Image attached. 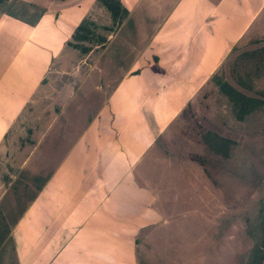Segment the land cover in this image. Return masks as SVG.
Returning a JSON list of instances; mask_svg holds the SVG:
<instances>
[{"label":"crops","instance_id":"0c3cea01","mask_svg":"<svg viewBox=\"0 0 264 264\" xmlns=\"http://www.w3.org/2000/svg\"><path fill=\"white\" fill-rule=\"evenodd\" d=\"M17 1L0 0V264L206 262L208 82L263 0H26L6 15Z\"/></svg>","mask_w":264,"mask_h":264},{"label":"rangeland","instance_id":"374dc122","mask_svg":"<svg viewBox=\"0 0 264 264\" xmlns=\"http://www.w3.org/2000/svg\"><path fill=\"white\" fill-rule=\"evenodd\" d=\"M259 1L256 0L257 5ZM26 3L21 0L7 4L4 11L8 13L6 15L22 17L18 15L21 13L18 10L23 9L19 6ZM262 7L260 14L238 38L235 52H229L208 82L212 90L208 102L214 100V107H206L212 117L204 123L211 124L214 133H207L206 139L219 157L215 154L212 157V204L200 209L206 214V223L197 224L207 228L209 238L206 262L202 264H264V4ZM38 13L35 9L33 16ZM252 43H256L253 48ZM222 83L253 98L255 107L241 120L236 116L229 95L224 92L222 95L221 89H216V85ZM220 96H226L230 101L225 102L223 98L221 102ZM219 162L220 171L217 172ZM194 250L191 248L190 251ZM203 253L204 247L198 255ZM143 254L146 258L149 251ZM175 255L177 250L173 246L163 250L162 262H169ZM146 261L151 264L150 258Z\"/></svg>","mask_w":264,"mask_h":264},{"label":"trees","instance_id":"16d2710c","mask_svg":"<svg viewBox=\"0 0 264 264\" xmlns=\"http://www.w3.org/2000/svg\"><path fill=\"white\" fill-rule=\"evenodd\" d=\"M112 5L113 1L108 3V7L110 8L111 12L114 13L115 10L113 9ZM219 86L222 92L229 95L230 100L236 109V116L239 120H241L246 113L250 112L253 107H255L254 100L250 96L244 93L237 92L235 89H232L233 87L227 83L219 84Z\"/></svg>","mask_w":264,"mask_h":264}]
</instances>
